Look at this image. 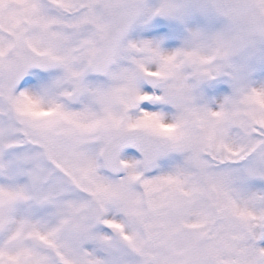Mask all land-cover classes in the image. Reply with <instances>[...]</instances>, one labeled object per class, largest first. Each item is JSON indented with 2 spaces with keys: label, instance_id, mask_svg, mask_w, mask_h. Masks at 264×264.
I'll use <instances>...</instances> for the list:
<instances>
[{
  "label": "snow or ice",
  "instance_id": "snow-or-ice-1",
  "mask_svg": "<svg viewBox=\"0 0 264 264\" xmlns=\"http://www.w3.org/2000/svg\"><path fill=\"white\" fill-rule=\"evenodd\" d=\"M0 264H264V0H0Z\"/></svg>",
  "mask_w": 264,
  "mask_h": 264
}]
</instances>
